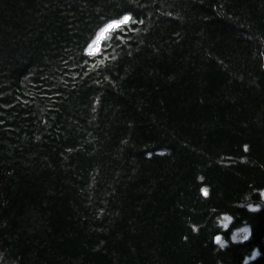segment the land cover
<instances>
[{
  "label": "trees",
  "instance_id": "trees-1",
  "mask_svg": "<svg viewBox=\"0 0 264 264\" xmlns=\"http://www.w3.org/2000/svg\"><path fill=\"white\" fill-rule=\"evenodd\" d=\"M261 192L264 0H0V264H264Z\"/></svg>",
  "mask_w": 264,
  "mask_h": 264
},
{
  "label": "clouds",
  "instance_id": "clouds-1",
  "mask_svg": "<svg viewBox=\"0 0 264 264\" xmlns=\"http://www.w3.org/2000/svg\"><path fill=\"white\" fill-rule=\"evenodd\" d=\"M261 196L264 197V192H261ZM249 235H250V232H249ZM257 256H259V251H258V250H255V251L253 252V258H255V257H257ZM246 264H247V262H246Z\"/></svg>",
  "mask_w": 264,
  "mask_h": 264
},
{
  "label": "snow or ice",
  "instance_id": "snow-or-ice-1",
  "mask_svg": "<svg viewBox=\"0 0 264 264\" xmlns=\"http://www.w3.org/2000/svg\"><path fill=\"white\" fill-rule=\"evenodd\" d=\"M125 19V22L128 20V17H125L124 18ZM109 27H111V26H109ZM208 193H207V190H204V195H207Z\"/></svg>",
  "mask_w": 264,
  "mask_h": 264
}]
</instances>
